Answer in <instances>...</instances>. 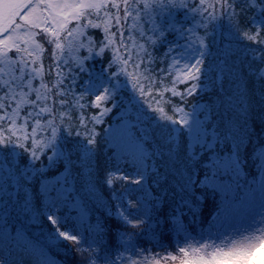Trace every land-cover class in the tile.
<instances>
[{"label": "snow or ice", "instance_id": "6c2138e0", "mask_svg": "<svg viewBox=\"0 0 264 264\" xmlns=\"http://www.w3.org/2000/svg\"><path fill=\"white\" fill-rule=\"evenodd\" d=\"M217 2L219 16L216 6L207 11L205 0L199 4L188 0H36L34 4L0 0V232L6 234V241L15 239L8 233L9 224L19 236L16 224L23 228L25 221L44 218L50 226L48 238L61 244L72 242L84 264H140L151 250L132 244L134 238L153 228L183 227L185 218L190 227L199 226L201 205L211 195L218 197L216 214L209 222L216 232L201 235L198 247H179L180 264H252L253 246L237 247L231 238L239 235L247 240L254 233L264 234V130L257 134L252 125L248 87L249 83L264 87V0ZM225 20L232 32L250 42L244 48L247 62L237 64L230 44L212 52L217 45L215 28ZM89 28L103 30L100 51H89L71 63L57 60L56 50L63 51L65 46L69 51L83 49L87 41L91 48L93 37L84 31ZM201 28L205 36H196ZM168 35L176 38L168 41ZM196 40L200 43L195 44ZM166 41L163 60L171 56L172 61L160 71L181 73L173 81L188 84L179 93L180 102L201 92L214 93L199 105L203 119L196 108L184 112L178 106L173 111L183 113L179 119L150 116L135 100L137 91L144 96L136 80L131 82V106L118 99L133 75L120 65L132 63L137 69L143 65L150 72L156 48ZM130 42L144 50L139 62ZM45 44L52 47L54 66L49 71L60 76L58 86L40 82L44 76L37 57ZM109 48L114 51L97 69L96 61H102ZM178 50L179 55H174ZM85 72L88 79L81 81ZM78 88V99L94 96L92 107L100 109L90 117L95 123L119 110V123L104 129L109 140L104 144L108 151L103 153L102 181L99 134L89 131L84 137L57 122L58 110H66L65 98ZM172 93L177 95L174 88ZM260 98L264 101V92ZM84 107L80 105L81 110ZM60 116L62 121L64 113ZM260 119L264 121V113ZM25 154L27 166L12 159ZM117 181L122 182L119 188ZM100 183L108 189L107 216L116 220L122 244L106 242L111 232L103 221L98 220L96 228L83 229L82 212L72 215L85 201L99 196ZM129 227L139 231H120ZM91 232L95 238L87 235ZM0 264L13 262L0 252ZM38 264L54 261L38 260Z\"/></svg>", "mask_w": 264, "mask_h": 264}, {"label": "trees", "instance_id": "16d2710c", "mask_svg": "<svg viewBox=\"0 0 264 264\" xmlns=\"http://www.w3.org/2000/svg\"><path fill=\"white\" fill-rule=\"evenodd\" d=\"M189 4H199V0H188ZM213 6H216V15H220L219 5L217 0H205V8L209 13L212 12ZM250 16L251 13H248ZM199 19V17H197ZM240 27L241 31H243L245 26V17H240ZM131 24V21H129ZM72 25H70L71 27ZM188 27V25H185ZM86 35L93 37L91 48L88 47V42L85 41V47L83 49H73L69 51L67 46H65L64 50H56V58L62 63L68 61L71 63L74 59L82 57L83 55H87L89 51L99 52L100 45L99 42L102 39L103 30H93V29H85ZM211 32V28L208 29ZM254 31V29H253ZM196 36H205V30L203 28L199 29L196 33ZM215 40L217 41V45L212 48V52L215 53L217 47L222 48L225 44L231 45V51L233 54V58L236 60L237 64L241 61L247 62L244 48L250 43L246 40L240 39V34L232 32L229 28L227 21H223L221 24H217L215 28ZM174 35H168V41L173 40ZM191 38V37H189ZM77 39H83L78 37ZM119 39V36L116 38ZM208 40H211V37H208ZM138 43H143V41H138ZM200 41L196 40L195 44H199ZM180 44H184V40H180ZM167 41L163 46L157 47L154 56L155 61L151 64V71H145L144 66L137 69L133 66L132 63L125 66L123 64L120 65L121 68H124L126 72L132 73L133 75L129 79L128 90L119 94L118 99L122 101L123 105H129V99L132 95L131 82L133 80L138 81V87H142L144 96L141 97L140 92L137 91L135 93V100L140 101L143 104L144 110L152 117H160L166 118L171 117L173 120L179 119L183 113L175 112L173 109L175 107H183L184 112H191L193 108H196L197 114L200 119L204 118V114L199 109L200 104H204L208 102L209 98L214 95L212 91L201 92L196 96H188L186 97L185 103L180 102L179 93L182 92L187 86V83L177 82L173 83L174 79H177L181 76V73L176 70H171L170 74L162 73L160 70L169 68V63L172 61V57L170 56L167 60H163V54L167 49ZM254 47V45H253ZM114 51L113 48L107 49L103 53V60L96 61V67L99 68L101 63H107L110 55ZM130 51L134 57H136L137 62H139L140 57L143 56V49L136 47V44L130 42ZM121 55L123 53L121 52ZM174 55H179V50ZM52 57V47L45 44V51L37 57L38 66L42 61L43 68V76L44 79L40 81L43 84H49V87L53 85H59L60 76L56 72H50V65L54 66V62L51 59ZM147 62V58H144ZM163 60V62H162ZM181 65L183 61H180ZM89 64L87 67H91ZM116 69L113 68V71ZM164 77L161 79V77ZM39 80V78H37ZM88 79L87 72L84 75L80 76V80L84 81ZM249 92V102L252 109V125L255 128V132L257 134L261 133L264 130V121H261L260 114L264 113V101L261 100V93L264 92V87L257 84L253 86L251 83L248 85ZM176 90L177 95L173 96L172 89ZM209 88L211 86L209 85ZM41 91H45L41 89ZM80 89L78 88L75 94H69L65 99L67 100L66 110L60 109L57 113V122L63 123L64 126L71 127L73 132L79 131L82 136L88 137L89 131L94 133H98L97 140L102 146L101 152V168L99 170L100 180H103L104 168H103V153L108 151L107 147H104L105 141L109 140V136L104 132L105 128H108L110 125L115 127L119 123V110L114 109L111 114L103 118L102 123H95L90 119V117L97 115L100 111L99 108L92 107V102L94 100L93 95H86L84 99H78ZM99 94V93H97ZM135 104V101H133ZM80 105H85L83 110L80 109ZM110 106V105H105ZM136 107H140V104H136ZM63 112V120L61 121L60 113ZM2 114V113H0ZM81 117L84 118V123L81 124ZM5 128L8 127L7 123L3 125ZM50 131V130H49ZM20 135L21 133H17ZM7 135V133H5ZM41 137H38L40 139ZM30 144L31 141H28ZM264 143V141H261ZM110 146V145H109ZM22 151V150H18ZM49 155L51 153L49 152ZM13 160L20 163L21 166H27V154L24 156L16 155L12 157ZM39 167V164L36 165ZM248 180L252 179V176L249 175L247 177ZM122 182H116V188L120 187ZM100 194L98 197H93L90 201H85L83 205H81L80 209L74 210L72 215L75 217L78 212H82L83 215V229H88L89 225L93 228H96L97 221H103L105 226L110 229L111 235L105 237L106 242L116 244H122V241L119 240V233L116 231L117 222L114 219H109L107 216L108 204L109 201L107 199L109 192L108 189L102 184H99ZM218 199V197L216 198ZM216 199H214L211 195H209L205 201L201 205L200 215L202 219V223L199 226L188 225L187 218L184 220V227H187L190 231H192L193 236H198L199 232L206 231L211 225L210 221L212 217L216 214L217 205ZM155 215V214H153ZM25 227H21L19 224H16V228L19 230V236L17 235V231H14L12 225L8 226V233H10L11 237L15 239L7 240L6 234L0 232V250H5V253H10L14 249L17 251L28 252L37 257V260H52L54 264H84L82 260L81 254L77 253L74 250V245L70 241H63L61 244L59 241H53L48 238L49 227L47 225V221L44 218H40L36 222L25 221ZM122 232L130 233L134 231H139L138 229L133 228H122L120 229ZM176 226L173 225L166 230H161L159 228H153L151 231L146 232L143 236H138L133 239V243L138 246V248H143L145 250L150 249V252H145V254L152 257L156 260L157 264H180V260L183 258L182 254L179 253L178 249L181 246L176 245L177 240H179V236L175 238ZM90 238H95V232L87 233ZM62 240V238H61ZM264 246H262L263 248ZM261 248V249H262ZM66 249H72L66 251ZM260 251V250H259ZM191 252V250H189ZM43 253V256L40 254ZM171 253V255L177 256V259L173 261L167 254ZM260 253V252H259ZM258 253V254H259ZM158 254V255H157ZM257 252H252V264H264L263 257H257ZM87 256V253L84 254Z\"/></svg>", "mask_w": 264, "mask_h": 264}, {"label": "rangeland", "instance_id": "374dc122", "mask_svg": "<svg viewBox=\"0 0 264 264\" xmlns=\"http://www.w3.org/2000/svg\"><path fill=\"white\" fill-rule=\"evenodd\" d=\"M31 2L34 4L36 3V0H31ZM243 194L244 192L242 191L240 195L242 196ZM215 232H216V228L210 226L205 232L202 231L198 233V236H193L194 234L192 235V231H190L187 227L176 226L175 238H177L176 236H179V240H177L176 245L185 247L187 244H191L193 247H198L199 245L196 243V241L200 240L201 235L207 237L209 233L214 234ZM244 235L247 236L248 233H244ZM231 239H235L237 241V247L247 248L249 246H253L252 252L256 251L257 254L260 252L258 255L255 256V258L261 256L263 257L264 260V247L262 248V246H264V234L254 233V238L247 240L243 239L239 235L234 236ZM231 239L227 242L229 245L231 243ZM202 242H207V241H202ZM131 243L134 244L132 241ZM217 243H219V241H217ZM0 252L5 253V250H0ZM5 254L9 255L10 261H12L13 264H38L37 257L28 252L17 251L16 249H14L10 253H5ZM125 255H127V253H125ZM140 264H157V262L149 255L144 254V256L140 260Z\"/></svg>", "mask_w": 264, "mask_h": 264}]
</instances>
